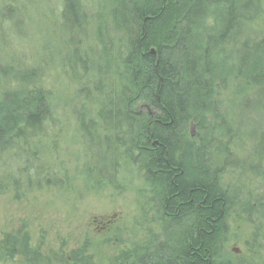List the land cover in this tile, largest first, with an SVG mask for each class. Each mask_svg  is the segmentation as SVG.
<instances>
[{
    "label": "trees",
    "instance_id": "16d2710c",
    "mask_svg": "<svg viewBox=\"0 0 264 264\" xmlns=\"http://www.w3.org/2000/svg\"><path fill=\"white\" fill-rule=\"evenodd\" d=\"M62 3L61 16L82 36L90 38L95 24V40L114 58L109 71L119 70L121 86L104 98L106 109L97 104L85 115L98 120L93 130L131 163L129 173L143 174V192L161 222L158 235L131 244L113 264H229L221 256L230 217L264 225V195H249L247 184L231 188L224 176L232 167L240 171L230 152L234 141L243 143L234 126L238 105L262 121V136L256 132L250 140L258 167L246 172V182H264V28L251 31L263 16L262 0H100L102 11L92 16L81 0ZM39 71L0 64V180L17 191L11 172L34 175L19 161L34 153L59 108ZM92 71L96 79L107 74ZM144 106L149 113L139 112ZM79 263L94 264L83 248L53 260L33 249L26 234L0 239V264Z\"/></svg>",
    "mask_w": 264,
    "mask_h": 264
},
{
    "label": "rangeland",
    "instance_id": "374dc122",
    "mask_svg": "<svg viewBox=\"0 0 264 264\" xmlns=\"http://www.w3.org/2000/svg\"><path fill=\"white\" fill-rule=\"evenodd\" d=\"M99 1L81 0L83 11L89 16L101 12ZM62 4V0H0V64L36 66L41 86L60 100L47 134L34 143L33 154H24L19 161L34 175L13 174L14 167L10 168L19 179L18 191L0 180V239L20 232L28 236L33 249L53 260L83 248L94 264H113L131 244L141 243L151 232L158 235L161 222L143 192L147 190L143 174L129 173L131 163L117 153L114 141L93 130L100 126L98 120L85 115L97 104L106 109L104 98L111 89L120 88L119 70L109 71L114 58L104 56L95 40V24L87 30L90 38L82 36L61 16ZM262 9V18L251 26L253 32L264 28V0ZM91 68L107 74L96 79ZM75 70L77 77L71 75ZM85 83L91 85L88 91L81 88ZM232 110L243 143L234 141L230 152L240 161L234 165L240 171L232 167L224 176L231 188L247 184L249 195L259 198L264 195V182L246 181L249 169L258 167L250 140L256 132L262 136V121H256L246 107L236 105ZM191 135H195L192 128ZM217 161L222 163L224 158ZM227 226L221 258L229 264H264V225L260 228L246 215L234 214Z\"/></svg>",
    "mask_w": 264,
    "mask_h": 264
},
{
    "label": "flooded vegetation",
    "instance_id": "af4514ba",
    "mask_svg": "<svg viewBox=\"0 0 264 264\" xmlns=\"http://www.w3.org/2000/svg\"><path fill=\"white\" fill-rule=\"evenodd\" d=\"M145 108H147L148 109V113H149V111L151 110L149 107H146V106H144ZM143 108V107H142ZM139 112H142V110L140 109V111Z\"/></svg>",
    "mask_w": 264,
    "mask_h": 264
},
{
    "label": "water",
    "instance_id": "95a60500",
    "mask_svg": "<svg viewBox=\"0 0 264 264\" xmlns=\"http://www.w3.org/2000/svg\"><path fill=\"white\" fill-rule=\"evenodd\" d=\"M233 251H234L235 253H238V250H236V249H234Z\"/></svg>",
    "mask_w": 264,
    "mask_h": 264
}]
</instances>
